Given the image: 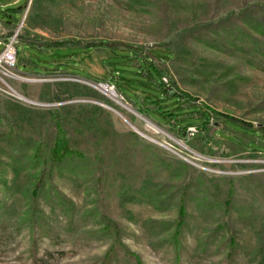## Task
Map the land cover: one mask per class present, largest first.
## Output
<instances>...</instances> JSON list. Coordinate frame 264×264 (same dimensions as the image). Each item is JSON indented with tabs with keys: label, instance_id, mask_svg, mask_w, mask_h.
<instances>
[{
	"label": "rangeland",
	"instance_id": "374dc122",
	"mask_svg": "<svg viewBox=\"0 0 264 264\" xmlns=\"http://www.w3.org/2000/svg\"><path fill=\"white\" fill-rule=\"evenodd\" d=\"M12 1L1 0L2 43L5 33L18 31V35L36 37L49 45L107 43L166 52L171 56L160 59L171 77L169 83L166 78L167 82H163L169 98L176 91L183 92L219 113L253 126L264 125V61L212 51L192 36L197 26L236 10L246 0H18V5H13ZM18 7L22 8L21 13ZM7 21L13 24H6ZM1 50L3 45H0ZM17 50L16 74L22 79H5L7 85L0 84V131L33 130L35 114L64 104L88 110L94 106L102 109V153L110 165L112 201L108 211L125 232L124 244L138 254L144 264H199L219 260L222 254L215 250V244L203 258L197 253L199 238L209 224L200 217L192 202L186 205L188 228L182 235L183 250L179 257L170 246L152 247L153 238L143 230V223L175 219L176 210L158 212L140 196L121 206L116 193L125 181L136 185L145 179L180 184L184 162L204 174L210 197L222 198L226 189L224 177H234L236 184L245 190L242 202L264 211V192L251 176L264 173V154L243 150L260 145L240 131H230L222 127V122H217L209 139L206 138L215 153L203 155L155 123L159 122L156 115L153 121L140 114L126 96L134 95L138 108L142 107L144 97L153 100L150 109H154L164 104V94L157 92L148 81L130 76L132 63L123 58L122 50L94 49L85 54L86 49L76 47L38 49L22 43L19 37ZM117 71L123 75L113 78L115 86L90 80L94 77L104 81ZM101 84H108L112 90H104ZM111 91L117 94L116 98L107 93ZM195 129L193 135L187 132L193 142L201 137ZM217 130L220 133L212 135ZM70 141L73 146L90 152L80 138L72 136ZM27 180L25 173L0 168V200L15 203L22 211ZM54 183L75 204L71 225L57 206L50 207L41 199L39 207L45 219L59 233L58 244L47 239L34 243L29 229H22L8 245L0 244V264H33L44 249L61 253L58 264H90L93 257L103 253L107 245L105 239L73 240L76 230L90 224V220L85 221L82 216L88 208L83 184L64 172L55 175ZM238 241L241 249L237 263L253 264L245 255L256 243L249 227H241Z\"/></svg>",
	"mask_w": 264,
	"mask_h": 264
},
{
	"label": "trees",
	"instance_id": "16d2710c",
	"mask_svg": "<svg viewBox=\"0 0 264 264\" xmlns=\"http://www.w3.org/2000/svg\"><path fill=\"white\" fill-rule=\"evenodd\" d=\"M20 9L21 7H18V11ZM6 24L12 22L7 21ZM12 34L13 32L5 33L4 39ZM192 36L212 51L241 54L264 61V0H246L236 10L197 26ZM18 37L22 43L38 49L76 47L86 49L85 54L94 49L122 50L123 58L132 63L129 67L130 76L148 81L157 92L164 94V104L154 109H150L153 100L144 97L142 107L138 108L133 99L134 95L126 96L140 114L150 119L156 115L159 122L152 119L155 123L203 155L211 156L215 153L208 146L207 139L214 123L217 122H222V127L230 131H240V134L260 145L256 149L246 147L244 151H260L264 154V125L253 126L219 113L197 103L196 98L183 92L176 91L169 98L162 79L166 78L169 83L171 77L160 59L170 57L169 53L152 48L141 50L107 43L77 46L58 42L49 45L36 37H25L20 33ZM122 75L117 71L111 73L104 81H98L94 77H90V80L115 86L113 78ZM117 90L122 96L121 89L118 87ZM102 112V109L96 106L88 110L79 105L64 104L35 114L34 120L32 119L33 130L9 128L7 131H0V168L6 167L15 173H25L28 179L23 189L25 206L22 211L18 210L15 203L8 204L0 200V244L8 245L25 228L29 229L30 238L34 243L47 239L58 244L59 233L45 219L39 204L41 199H44L48 206H57L69 226L71 225L76 213L75 204L54 183L55 175L64 172L83 184L88 208L82 216L85 221L90 220L89 225L74 232L73 240L107 241L103 253L93 257L90 264H144L141 257L124 244L125 232L108 211L112 201L109 195L110 165L104 160L102 153ZM189 127H196L197 134L201 135L195 142L187 137ZM217 133H220L219 130L212 135ZM132 135L137 136L133 133ZM72 136L80 138L89 146L90 152L73 146L70 141ZM182 165L184 171L180 184L145 179L138 185L125 181L118 187L116 195L121 206L136 201L140 196L158 212L164 213L172 208L176 210L175 219L148 220L143 223V230L153 238L152 247L170 246L177 258L179 257L183 250L182 235L188 228L189 215L186 205L192 202L200 217L209 224L199 238L197 253L203 258L215 244V250L222 254L219 260H206L199 264H238L237 257L241 249L238 236L241 227H249L256 242L255 247L245 255L253 264H264V211L255 209L251 203L242 202L245 190L236 184V178L224 177L225 193L222 198L215 199L209 196L204 174L187 163L182 162ZM251 176L264 192V173ZM59 256V252L44 249L41 255L34 259L33 264H58Z\"/></svg>",
	"mask_w": 264,
	"mask_h": 264
},
{
	"label": "built area",
	"instance_id": "2783aa9c",
	"mask_svg": "<svg viewBox=\"0 0 264 264\" xmlns=\"http://www.w3.org/2000/svg\"><path fill=\"white\" fill-rule=\"evenodd\" d=\"M17 44H18V31L14 32L10 37L4 39V42H0L3 45V50L0 52V84L7 85L5 79L15 80L22 79L16 74L17 72ZM163 82H167L165 78ZM6 87V86H5ZM1 130V123H0ZM189 135L196 133L195 127H189L187 129Z\"/></svg>",
	"mask_w": 264,
	"mask_h": 264
},
{
	"label": "crops",
	"instance_id": "0c3cea01",
	"mask_svg": "<svg viewBox=\"0 0 264 264\" xmlns=\"http://www.w3.org/2000/svg\"><path fill=\"white\" fill-rule=\"evenodd\" d=\"M12 4H13V5H18L19 2H18V0H13V1H12ZM1 8H2V2H1V0H0V12H1ZM21 9H22V8H21ZM5 10H7V8H6ZM18 12L21 13L22 11L19 10ZM2 22H4V21L0 20V23H1V25H0V32L2 31ZM12 24H13V22H12Z\"/></svg>",
	"mask_w": 264,
	"mask_h": 264
},
{
	"label": "bare ground",
	"instance_id": "6f19581e",
	"mask_svg": "<svg viewBox=\"0 0 264 264\" xmlns=\"http://www.w3.org/2000/svg\"><path fill=\"white\" fill-rule=\"evenodd\" d=\"M105 90V89H104ZM106 92V91H105ZM112 92V93H111ZM111 92H107L109 95H110V97L111 98H116V94L114 95V92L113 91H111ZM14 94H15V96H17L19 99H23L21 96H18L15 92H14ZM143 134V133H142ZM144 135V134H143ZM145 136V135H144Z\"/></svg>",
	"mask_w": 264,
	"mask_h": 264
},
{
	"label": "water",
	"instance_id": "95a60500",
	"mask_svg": "<svg viewBox=\"0 0 264 264\" xmlns=\"http://www.w3.org/2000/svg\"><path fill=\"white\" fill-rule=\"evenodd\" d=\"M100 86L104 87V89H107V88L111 89L110 86H109L108 84H101ZM111 90H112V89H111ZM116 95H117V94H116ZM134 131H135L137 134H139L135 129H134Z\"/></svg>",
	"mask_w": 264,
	"mask_h": 264
}]
</instances>
